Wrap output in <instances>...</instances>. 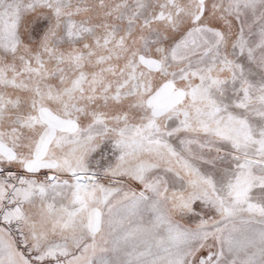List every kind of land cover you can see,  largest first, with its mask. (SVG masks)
Listing matches in <instances>:
<instances>
[{"label":"snow or ice","instance_id":"6c2138e0","mask_svg":"<svg viewBox=\"0 0 264 264\" xmlns=\"http://www.w3.org/2000/svg\"><path fill=\"white\" fill-rule=\"evenodd\" d=\"M0 264H264V0H0Z\"/></svg>","mask_w":264,"mask_h":264}]
</instances>
